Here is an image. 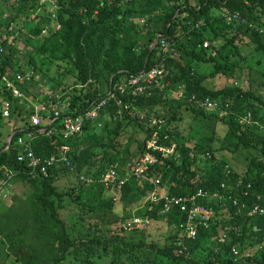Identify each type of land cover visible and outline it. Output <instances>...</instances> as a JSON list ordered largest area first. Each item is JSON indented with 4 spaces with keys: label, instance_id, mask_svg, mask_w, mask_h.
<instances>
[{
    "label": "trees",
    "instance_id": "16d2710c",
    "mask_svg": "<svg viewBox=\"0 0 264 264\" xmlns=\"http://www.w3.org/2000/svg\"><path fill=\"white\" fill-rule=\"evenodd\" d=\"M55 4L58 29L52 27L49 4L0 0V76L12 78L31 67L36 71L33 55H41L53 63L64 62L65 73H74L76 87L59 118L38 126L30 125L24 106L5 93L10 111L6 118L0 114V127L11 122V128L6 133L0 130V179L24 184L30 201L23 214H16L1 191L0 221L7 226L0 234L2 261L12 257L16 264H99V258L109 255L108 264H264V212L248 214L253 206L264 211V95L242 81L219 88L207 84L217 76L234 78L239 68L249 71L264 62V0H55ZM224 9L244 22L227 21ZM246 38L254 45L251 57V51L243 55L238 47ZM21 49L26 63L15 56ZM157 64L167 71L163 84L147 85L134 94L128 77ZM259 69L264 78V64ZM119 83L125 85L122 93L115 88ZM173 90L182 91L183 97H168ZM109 91L114 98L97 108L95 118L84 117ZM50 95L42 97L46 106L38 111L42 116H52L50 103L56 98ZM197 99L216 101L217 108L201 109L194 105ZM64 116L82 117L81 131L67 138L59 135L58 121ZM199 118L224 125L235 139L233 147L200 141L192 130ZM128 126L139 130L140 139L135 132L128 133ZM52 128L57 130L46 134ZM28 131L34 155H53L55 166L40 171L41 163L32 167L26 159L18 160L21 146L16 139ZM5 134L11 135L9 139H3ZM153 135L156 145H173V153L165 156L148 148L146 141ZM57 143L68 147L67 164L59 158ZM146 153L153 161L141 176L130 172L119 184L125 166L133 169ZM110 169L115 173L105 182L111 193L95 205L82 200L88 187L83 177L99 181ZM70 175L74 183L65 189L54 184ZM151 192L154 200L147 198ZM164 195L194 196L188 206L202 205L212 216L205 222H188L187 211L175 205L164 211ZM64 198L78 215L70 225L59 216ZM131 216L146 218L147 223L125 228ZM153 223L164 225L159 230L165 234L162 246L136 239V234H152ZM77 224L85 231L75 229ZM190 229L193 234H188ZM54 231L57 234H48ZM44 239L55 243L57 252L48 250L53 245ZM248 247H256L254 255H244Z\"/></svg>",
    "mask_w": 264,
    "mask_h": 264
},
{
    "label": "rangeland",
    "instance_id": "374dc122",
    "mask_svg": "<svg viewBox=\"0 0 264 264\" xmlns=\"http://www.w3.org/2000/svg\"><path fill=\"white\" fill-rule=\"evenodd\" d=\"M11 3L12 0H9ZM238 47L240 49L241 54H247L249 57L252 56L254 53V45L249 41L247 38L243 39L242 41H238ZM24 49H21L15 53V56L17 58L23 59V62L26 63V59L24 58ZM260 55V54H258ZM236 58L235 56H233ZM35 65L37 70L33 71L35 80L37 81L36 84H33L30 87V91L26 92V101L31 102L34 100V108H36V111L40 110L42 108L41 104V97L44 95H39V92L41 90L47 91L50 94H59V95H65L66 98L70 97V93L75 87V77L74 73H65V68L67 65L63 63H56L51 62L47 57L41 56V55H33ZM49 60V61H48ZM264 64V62L260 65H253V68L251 70H247L246 67L239 68V72L235 73V77H221L217 76L213 80H208L207 84L214 87H221L224 85H236L239 81H242L244 87L250 88L255 91V93H260L264 95V78L259 74L258 70L260 71V67ZM58 83V85H56ZM55 84V85H54ZM176 95L173 92H168L167 96L172 97ZM68 96V97H67ZM29 97V98H28ZM23 112L26 115L25 117H29L31 114L27 112V107L24 106ZM6 124V123H5ZM3 124L2 127H0V130H4ZM21 125V124H20ZM193 128L192 130H196L198 132V135L200 136V141H202L204 144H211L213 147L221 146L224 147V145H228L229 148H232L235 142V139L232 137L229 130L222 124L214 121V120H208L206 118H199L196 121L193 122ZM11 128V127H10ZM9 128V129H10ZM128 133L135 132L134 129L130 126L127 127ZM139 131V130H138ZM138 131L135 132V136L137 139H140V133ZM3 139H6V136L3 137ZM132 151L136 154L137 148L133 147ZM243 162V161H242ZM71 176V178H70ZM68 177H59L54 184L58 186L61 189H65L67 186L72 185L74 183V180L72 178V175ZM0 184H2V191L5 195H2V199L6 200V202L10 203L12 206L13 212L16 214L24 213L26 205L29 203L28 199V188L19 182L14 183L15 189H12V184L6 183V181L3 182V179H0ZM6 184V185H5ZM14 191V192H12ZM106 193H111V190L104 184L102 180L99 181H91L88 184V187H86L84 193L82 194L81 198L84 201H87V203L91 205L97 204L98 200L104 196H106ZM8 196V197H7ZM1 198V197H0ZM5 202V201H3ZM68 199L64 198L61 202H59L62 206V208L59 209V216H61L63 219H65L67 225L72 224L77 218L78 215L75 211V207L68 204ZM115 210V209H114ZM132 210H128V212H132ZM126 210H124V213ZM20 214V215H21ZM0 234H3L7 231V226L2 224L0 221ZM149 231L153 230L152 234H136L137 238H144L149 242H155L159 246H162L165 242V234H159V230L163 228L164 225H157L155 223L149 225ZM4 227V230H3ZM84 228V227H83ZM82 228L81 224L75 225V229H78L79 231L83 232L85 231ZM47 234V233H46ZM48 234H57V231L49 232ZM44 243L51 244L53 247L49 248L48 250L53 251L54 253L57 252L55 248V243L53 244L50 239L45 240ZM256 252V247H248L244 251V255H251ZM109 261V255L105 257H101L98 259L99 264H108ZM0 264H16L13 262L12 257H8L5 259V261H2V257L0 255Z\"/></svg>",
    "mask_w": 264,
    "mask_h": 264
},
{
    "label": "built area",
    "instance_id": "2783aa9c",
    "mask_svg": "<svg viewBox=\"0 0 264 264\" xmlns=\"http://www.w3.org/2000/svg\"><path fill=\"white\" fill-rule=\"evenodd\" d=\"M45 1V0H41ZM53 0L52 2H54ZM224 13L226 14V10L224 9ZM54 16V15H53ZM226 19L227 21H231L232 19L234 21H241L244 22L243 18H240L236 14H226ZM59 25L55 26V29L58 28ZM42 32H45L43 30ZM160 44L163 48H166L167 43L164 40L160 41ZM206 45V42L204 43ZM1 51V47H0ZM166 70L163 68L162 64H157L152 66L150 69H148L146 72H141L137 75H130L127 79V84L133 87V93L138 94L141 93L147 85H162V80L163 77L166 74ZM33 75L32 70L25 72V73H16L14 76L13 80H7L6 78H2L3 81L0 82V114L2 117H8L9 116V110H10V101L6 98H4L3 93L6 91H10L11 94L18 99V104H23L24 106L27 107V109H32L34 112L28 117V123L30 125L38 126V125H43V124H51L53 121L57 120L59 116L63 113V111L69 106V99L66 98L65 100L60 101L59 94H55L53 97L56 98L55 101H52L50 103V109L52 110V116H42L38 111H36V108H34L33 104L34 102H27L26 101V95L25 93L21 90L20 87L17 85H22L26 84L31 80V77ZM116 90H119L120 93H122L125 89L124 84H116L115 85ZM173 92L176 94L177 97L181 98L183 97L182 91H174ZM50 98V96H49ZM114 98V93L109 91L107 93V97L101 99L98 101L90 110H88L85 114L84 117L93 119L96 116L97 113V108L102 105L105 100ZM119 104L120 101H117ZM194 105L201 109L205 110H214L217 108V102L216 101H210L209 99H203V100H194ZM40 110L45 111L46 106L42 104V108ZM26 116V115H25ZM83 123V119L80 116H64L58 121V126H61L59 128V135H61L63 138H67L70 136H73L74 133H79L81 131V126ZM56 128H52L46 131V134H49L53 131H56ZM32 135L31 132H25L24 136H19L17 137L16 141L21 146V152L18 154L17 158L18 160H27V163L29 166L35 167L38 164L41 163L40 171H44L45 167L50 166V165H56V159L53 155L47 157V158H41L38 156H35L32 149H31V139ZM147 147H152V149H158L162 153V155H168L173 153L174 151V146L171 145L169 147L161 146V145H156L155 144V135H153L149 140L146 142ZM57 150L59 151V158L63 161L68 163L66 160V155L65 153L68 150V147L61 144L57 143ZM177 155V153L175 154ZM58 159V158H57ZM152 162L151 156L148 154L146 155L143 159H141L139 162H137V165L132 169L130 165H126L130 170H133V172L138 176L142 169H144L146 163ZM115 171L113 169H110L106 174L104 175V178L102 181L106 184L105 180L112 178L114 175ZM82 178V176H81ZM83 179L89 184L91 182L90 177H83ZM124 176L120 178L119 184H121L122 181H124ZM155 183L158 182V180L154 181ZM2 185L0 187V194L2 193ZM151 200L155 199L154 193L151 194ZM194 196L188 198L185 197H168L164 195V211H169L172 206H177L180 211L185 212L187 211V221H193V220H199L201 222H205L208 218L211 217L212 212L210 210H207L204 206L202 205H192L188 206V202L193 200ZM260 212L262 213V210H258L256 207H253L251 209L250 213L254 212ZM135 223L136 225H142L145 222H147V219H139V218H133L130 222H128L126 225L127 227L130 225V223ZM193 229L189 230V234H193ZM233 255H237L238 252L236 249H232Z\"/></svg>",
    "mask_w": 264,
    "mask_h": 264
},
{
    "label": "clouds",
    "instance_id": "9594fccd",
    "mask_svg": "<svg viewBox=\"0 0 264 264\" xmlns=\"http://www.w3.org/2000/svg\"><path fill=\"white\" fill-rule=\"evenodd\" d=\"M53 0H45V1H41V0H39V4H49V6H48V8H47V11L48 12H50L51 13V18L54 20L53 21V29H55V26L56 25H59L57 22H56V14H55V8H56V4H55V1L54 2H52ZM54 15V16H53ZM59 28V27H58ZM58 28H56V29H58ZM43 30H45V32H42V34H45L46 32H47V30H48V28L47 27H45ZM42 30V31H43ZM30 70H32V72L33 71H35L32 67L28 70V71H30ZM27 71V72H28ZM17 73H21V72H17ZM16 74V73H15ZM15 74H14V76H15ZM7 75L8 74H6V75H2V76H0V82L1 81H3L2 80V78L4 77V78H6L7 80H13L14 79V76L12 77V78H8L7 77ZM35 80V77H34V74L32 75V77H31V80L29 81V82H27L26 84H22V85H17L18 87H20L21 88V90L25 93V95L27 94L26 92H29L30 91V87L32 86V85H30L33 81ZM37 82H35L34 84H36ZM42 92H44L45 94H44V96L45 95H47V94H49V92H47V91H44V90H41ZM6 92H8V91H6ZM6 92H4L3 93V96H4V98H6L7 99V97H6V95H5V93ZM10 92V91H9ZM11 93V92H10ZM39 95H41V94H39ZM55 95V94H54ZM54 95H50V96H54ZM13 96V95H12ZM14 97V96H13ZM29 98V97H28ZM17 99V98H16ZM9 100V99H8ZM41 102H42V97H41ZM17 101H18V99H17ZM32 102H34V100H32ZM44 102V101H43ZM23 105V104H22ZM24 106V105H23ZM10 111V110H9ZM4 118H6V117H4ZM7 123H11V122H7ZM12 134V133H11ZM10 136V135H9ZM6 139H9V137L8 138H6ZM147 142V141H146ZM148 148H151L152 149V147H148ZM152 150H158V149H152ZM159 152H160V150H158ZM150 155L151 156V154L150 153H146L145 155H144V157L146 156V155ZM162 154V153H161ZM143 157V158H144ZM142 158V159H143ZM152 158V157H151ZM141 160V159H140ZM139 160V161H140ZM138 161V162H139ZM153 161V160H152ZM151 163V162H150ZM148 163H146V165H147ZM137 165V164H136ZM145 165V167H144V169H142V171H141V173L137 176L134 172H133V170H130L127 166H125V170H124V173L122 174V176H124V178H126V176L128 175V173H133L134 175H135V177L136 178H139L140 176H141V174L143 173V171L144 170H146V168H147V166ZM121 176V177H122ZM120 177V178H121ZM150 181H155V180H157V179H149ZM105 184V183H104ZM88 185V184H87ZM106 185V184H105ZM153 192H151L150 194H149V196L147 197V198H149V197H151V194H152ZM254 207V206H253ZM252 207V208H253ZM251 208V209H252ZM251 209H250V211H251ZM249 211V212H250ZM249 212H248V214H249ZM264 212V211H263ZM262 212V213H263ZM253 214H261L260 212H254V213H250L249 215H253ZM212 216V215H211ZM133 218H139V219H146V218H140V217H137V216H131L127 221H126V223L124 224V226H125V228H130L131 227V225L132 224H135V223H130V225L127 227V223L128 222H130ZM147 222H145L144 224H146ZM144 224H142V225H137V226H143ZM136 225V224H135ZM189 234V233H188Z\"/></svg>",
    "mask_w": 264,
    "mask_h": 264
},
{
    "label": "crops",
    "instance_id": "0c3cea01",
    "mask_svg": "<svg viewBox=\"0 0 264 264\" xmlns=\"http://www.w3.org/2000/svg\"><path fill=\"white\" fill-rule=\"evenodd\" d=\"M11 127V123H6L5 124V126H4V130L2 129L1 131L2 132H7L8 130H10L9 128ZM4 136H6V138H8V136L5 134ZM14 188V190H16L15 189V185H14V183L12 184V189ZM12 192H14V191H12ZM8 197V196H7ZM8 199V198H7Z\"/></svg>",
    "mask_w": 264,
    "mask_h": 264
},
{
    "label": "water",
    "instance_id": "95a60500",
    "mask_svg": "<svg viewBox=\"0 0 264 264\" xmlns=\"http://www.w3.org/2000/svg\"><path fill=\"white\" fill-rule=\"evenodd\" d=\"M10 136H11V135H10ZM10 136H9V137H10Z\"/></svg>",
    "mask_w": 264,
    "mask_h": 264
}]
</instances>
